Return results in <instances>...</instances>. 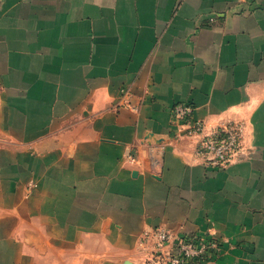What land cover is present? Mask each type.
Here are the masks:
<instances>
[{
	"label": "crops",
	"instance_id": "crops-1",
	"mask_svg": "<svg viewBox=\"0 0 264 264\" xmlns=\"http://www.w3.org/2000/svg\"><path fill=\"white\" fill-rule=\"evenodd\" d=\"M179 101L243 125L227 167ZM156 227L264 264V0H0V264H147Z\"/></svg>",
	"mask_w": 264,
	"mask_h": 264
},
{
	"label": "built area",
	"instance_id": "built-area-1",
	"mask_svg": "<svg viewBox=\"0 0 264 264\" xmlns=\"http://www.w3.org/2000/svg\"><path fill=\"white\" fill-rule=\"evenodd\" d=\"M195 105L179 101L172 107V116L180 132L195 139V154L212 168L227 167L241 150L244 128L240 123L226 122L217 130L206 131L203 120L194 116ZM135 160L134 157H130ZM147 264H207L217 263L224 251V239L216 235L193 233L175 235L165 227L152 232Z\"/></svg>",
	"mask_w": 264,
	"mask_h": 264
}]
</instances>
